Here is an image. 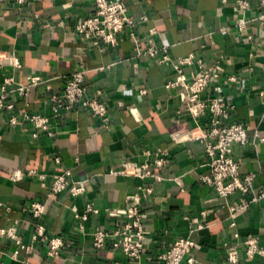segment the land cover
I'll return each mask as SVG.
<instances>
[{
  "label": "crops",
  "instance_id": "obj_1",
  "mask_svg": "<svg viewBox=\"0 0 264 264\" xmlns=\"http://www.w3.org/2000/svg\"><path fill=\"white\" fill-rule=\"evenodd\" d=\"M123 1L132 16L149 18L138 28L144 47L148 30L155 27V43L167 45L172 58L194 53L205 67L222 69L218 91L210 87L203 97L217 94L232 107L226 122L248 127L249 142L233 144L231 156L240 162L241 173H253L255 187L262 188L264 142L255 133L264 131V5L259 0H248L246 7L239 6L241 0ZM94 9V0H28L24 5L0 0V49L13 51L23 65L0 70V82L6 76L15 78L7 101L14 109L0 108V229L19 220L23 243L33 245L31 254L20 250L14 257L15 244L0 236V264H156L181 237L196 242L194 264H264V255L249 257L244 244L251 235L264 246V199L232 214L231 206L242 194L222 197L203 181L210 173L208 139L203 138L210 130V117L197 123L187 115L184 97L166 87L176 76L172 66L136 56L127 33L118 46L104 52L75 33V24ZM195 67L185 71L190 74ZM78 70L90 94L102 90L109 107L108 126L83 107L53 118L49 95L61 93L66 77ZM30 75H40L43 82L21 94L18 87L27 84ZM19 111L50 117L55 135L34 137L36 130L27 122L11 124L10 117ZM190 131L193 138L175 139ZM165 150L166 164L154 168L151 176L113 173L124 162H153ZM65 169L72 171L73 180L85 182V193L74 197L65 191L50 197L54 175ZM18 170L20 179L13 176ZM139 185L153 189L142 200L146 252L132 260L110 245L96 248L94 232L114 229L117 221L109 212L122 209ZM35 200L45 205L39 220L30 214ZM90 203L99 212H89L86 221L76 217ZM37 223L44 234L33 240ZM52 236H61L65 243L57 257L48 255ZM225 242L237 249L238 262L228 260ZM181 264L188 263L184 259Z\"/></svg>",
  "mask_w": 264,
  "mask_h": 264
},
{
  "label": "built area",
  "instance_id": "obj_2",
  "mask_svg": "<svg viewBox=\"0 0 264 264\" xmlns=\"http://www.w3.org/2000/svg\"><path fill=\"white\" fill-rule=\"evenodd\" d=\"M264 5V0H259ZM19 5H24L28 0H14ZM95 9L92 14L77 22L74 26V32L91 46L98 48L101 52L108 47L118 46L123 33H127L133 39L134 53L136 56H147L153 62L159 65H170L176 72V76L166 83L167 88L176 89L177 94L184 97L185 110L188 116L197 123L204 116L210 117V130L203 136L208 140L205 142L206 155L210 162V173L203 177V181L211 186L218 195L228 197L235 192L242 194V199L238 204L231 206L232 214L247 211L252 202L264 199V186L255 187V175L253 173L242 174L240 171V162L231 156L233 144L246 145L249 142L248 127L239 122L227 123L230 116L229 107L225 101L217 94L204 98L203 93L208 88L215 91L219 89V83L222 77V69L219 66L207 68L201 58L191 53L187 56L172 58L169 54L167 45L158 46L155 43L157 29L151 27L148 30L149 42L147 47L142 45V40L138 37L139 25L148 21L147 15H141L139 18L132 16L123 0H94ZM248 0L239 1L240 7L248 6ZM264 24V14L261 16ZM244 21L241 20L240 27ZM193 72L188 74L186 67L195 66ZM22 63L19 57L13 51L0 49V70L8 67L21 69ZM104 69V67H103ZM229 80L234 81V76H229ZM84 73L81 70L72 72L66 77L63 90L59 94H51L48 97L53 110V118H59L64 111L72 110L75 107H83L95 116L101 119L105 126L110 123V113L107 102L102 99V90H96L93 94L89 93L84 83ZM43 82L40 75H30L27 77V84H21L18 91L25 94L29 87L38 86ZM15 83L14 76H6L3 82H0V108L14 109L13 103H8L10 95V85ZM143 93L146 89L142 90ZM11 124L27 122L36 131L34 137L40 133H46L49 136L55 135L52 128L51 118L41 114H32L27 111H19L13 114L9 119ZM261 142H264V131L255 133ZM193 138L192 132L177 134L176 140H185ZM168 151L157 153L153 162H124L118 170L113 173L124 176H134L145 178L153 175L154 168H161L166 164L165 156ZM162 155V156H160ZM59 162V158L56 160ZM33 173V171H31ZM20 179L22 173L20 170L13 175ZM161 180L160 176H156ZM39 179L44 181L45 176L39 175ZM68 191L72 196L78 197L85 193L86 184L84 181H75L72 179V171L65 169L63 172L54 175L49 186V196L54 197L62 192ZM153 192L151 187L138 186V190L130 194L126 205L122 209H114L109 212L111 217L117 221L113 230L97 229L93 235V245L102 249L110 245L112 249L118 250L132 260H139L146 252V234L143 223L142 200ZM249 196V199L247 198ZM1 204V202H0ZM30 214L33 219L39 220L45 212V205L39 201H32L29 206ZM89 212H99L93 203L88 204L86 212L76 217L82 221L88 219ZM36 232L33 240H37L44 234V228L37 223ZM20 221L15 222L5 228L0 229V236H5L15 244L13 256L17 257L20 250H25L31 254L32 244H24L19 232ZM83 228V223L80 229ZM238 236V234H236ZM64 239L61 236H52L48 238V255L57 257L64 247ZM246 254L253 258L255 255H264V246L259 244V238L256 236H246L244 238ZM226 255L230 262L236 263L239 260L238 251L234 246L225 242ZM196 248V242L191 237H181L176 239L169 248L158 256L156 264H181L184 259L188 264L195 263L193 255ZM113 264H118L114 262Z\"/></svg>",
  "mask_w": 264,
  "mask_h": 264
}]
</instances>
